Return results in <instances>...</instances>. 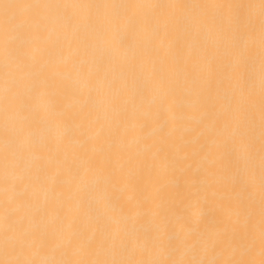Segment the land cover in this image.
<instances>
[{
  "label": "snow or ice",
  "instance_id": "obj_1",
  "mask_svg": "<svg viewBox=\"0 0 264 264\" xmlns=\"http://www.w3.org/2000/svg\"><path fill=\"white\" fill-rule=\"evenodd\" d=\"M0 264H264V0H0Z\"/></svg>",
  "mask_w": 264,
  "mask_h": 264
}]
</instances>
